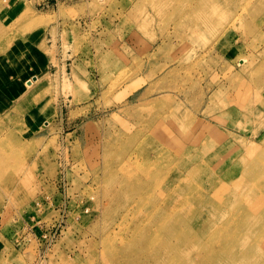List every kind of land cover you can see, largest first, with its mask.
<instances>
[{"label": "rangeland", "instance_id": "374dc122", "mask_svg": "<svg viewBox=\"0 0 264 264\" xmlns=\"http://www.w3.org/2000/svg\"><path fill=\"white\" fill-rule=\"evenodd\" d=\"M201 1L0 0V264H185L179 213L199 264L238 209L264 264V0Z\"/></svg>", "mask_w": 264, "mask_h": 264}, {"label": "bare ground", "instance_id": "6f19581e", "mask_svg": "<svg viewBox=\"0 0 264 264\" xmlns=\"http://www.w3.org/2000/svg\"><path fill=\"white\" fill-rule=\"evenodd\" d=\"M160 3H162V6L160 8H166L171 4V2L173 0H158ZM219 1V0H218ZM189 11H191L190 13V20H193L191 18H196V19H200L204 22L207 23V25H210L211 23L214 22L215 25L219 24L221 19L218 20L216 17V10H215V0H202L201 2H196L191 6H189ZM188 18V16H187ZM35 82L37 81V77L35 76ZM34 85V84H33ZM215 158V157H214ZM185 165V164H184ZM238 167V166H237ZM260 171V172H259ZM227 172V171H226ZM256 173L259 172V175L262 176V178H264V170H262V168L258 167L255 170ZM238 174H242V170L240 172H238L236 169H232V171L225 176H222L221 178H219L218 182H223V183H229L232 181H235L236 183L238 182L239 179H241V176H236ZM188 175H194V170H190ZM235 176L236 180H232V177ZM193 177V176H192ZM190 178V177H189ZM123 180V179H122ZM121 180V181H122ZM204 191H202L203 193ZM235 195V192L232 194ZM236 196V195H235ZM242 195L240 196L241 199ZM212 202V200H211ZM195 211L197 212L199 210V207H194ZM229 207H227L224 212H229L228 211ZM250 209V208H249ZM199 212L201 214H205L208 216V220L212 219V216L210 215V213H208L207 209H201L199 210ZM262 212H264V210H262ZM229 215L233 216L232 214L228 213ZM245 215V212H244ZM235 216V217H234ZM234 219L232 218L231 220H227V222H225V224H219L216 221L213 222H208L206 224V227H203L201 225V229L203 228V230H209V231H216L218 229H225L226 225L227 227L231 226V223H234V227H235V232H231L229 233V236L225 238L224 242L218 244V246L220 247V252H223V257H221V255L219 256L218 254H213L212 251L210 250L208 252L207 256H201L200 262L199 264H216L212 257L217 259L218 262L217 264H244L247 263L251 256L253 255V253L255 252V248H244L245 252H242V232H239L240 227H242V225L244 223H246L245 221L248 218H244L242 219V209H238L237 211H235L234 214ZM182 217V213H179L177 216V219L179 218V220L181 221V223H178V221H171L170 222V229L167 232V235L164 239V243H163V247H161L159 249V251L156 253L155 257L157 259H163L164 257L171 255L174 253L175 248L174 245L171 243V239L173 237H175V241L177 243V250L178 251H182L184 258L183 261L186 262L185 264H198L195 263L194 260V249L196 250V248L200 247L202 244H204V238L202 236H197L195 238V242L198 243V245L196 246V248H194V237L192 238V241H187V242H182V234L183 232L179 231V232H175V230H177L179 227H188L190 228V226L193 224V217L189 219L186 218H181ZM184 222V223H183ZM261 223L264 224V221H260ZM253 224V221L249 219V224L247 225V227H250ZM261 224V225H263ZM261 228H264V225L261 226ZM183 230V229H182ZM191 230V228H190ZM211 242V240H210ZM205 244H209V240H206ZM234 249H238L236 252L234 251Z\"/></svg>", "mask_w": 264, "mask_h": 264}, {"label": "crops", "instance_id": "0c3cea01", "mask_svg": "<svg viewBox=\"0 0 264 264\" xmlns=\"http://www.w3.org/2000/svg\"><path fill=\"white\" fill-rule=\"evenodd\" d=\"M18 63H19V60L17 61ZM43 65H45V62H44V60H43ZM45 71H47V69L45 68ZM41 72L42 74H33L32 76H30L29 77V79H31L32 78V81H34L35 80V76L37 77V79L39 78V80H38V84H37V86H40V84H41V80H44V79H41L42 77H45V75H47L48 73H49V71H47V72ZM47 73V74H46ZM28 79V78H27ZM34 90H32L31 92H33ZM28 93H29V90L27 91ZM29 95V94H28ZM32 95H35V94H32ZM31 94H30V96H32Z\"/></svg>", "mask_w": 264, "mask_h": 264}]
</instances>
